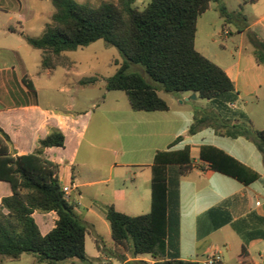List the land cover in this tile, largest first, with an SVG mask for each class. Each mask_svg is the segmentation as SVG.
Listing matches in <instances>:
<instances>
[{
  "label": "trees",
  "instance_id": "1",
  "mask_svg": "<svg viewBox=\"0 0 264 264\" xmlns=\"http://www.w3.org/2000/svg\"><path fill=\"white\" fill-rule=\"evenodd\" d=\"M50 1L55 8L52 23L45 27L41 37L25 38L28 45L46 53L41 61L44 68L61 65L58 59L63 52L102 39L123 58L117 71L105 81L107 91H123L133 111L147 112L168 110L159 89L170 94L195 93L199 99L207 100L211 109L193 110L187 134L209 127L218 136L251 140L264 167V129L252 128L246 114L234 106L237 97L233 83L194 47L198 16L218 0H149L142 10L133 8V0H117L97 7L74 0ZM219 13L222 17L227 15L224 6H219ZM246 36L256 62L264 65V41L253 32ZM130 64L139 65L159 87L128 71ZM21 81L32 90L26 77ZM181 139L176 138L168 149L154 155L148 213L131 216L111 205L105 208L114 243L131 258H151V263L130 260L122 264H199L183 260L179 254L178 183L193 168L188 146L171 150ZM63 145V134L52 130L34 152L15 156L9 137L0 129V182L9 184L11 189V195L0 202V264L22 254H31L37 263L45 264L88 262L86 228L64 196L57 164L42 153L43 148ZM198 158L210 170L244 185L260 179L258 173L216 147L200 146ZM34 211L56 213L55 225L47 234L40 233L32 218ZM225 225H230L242 240L238 255L241 261L247 258L249 241L264 239V217L248 212L234 218L224 206L212 207L197 217L196 239L199 241Z\"/></svg>",
  "mask_w": 264,
  "mask_h": 264
},
{
  "label": "crops",
  "instance_id": "2",
  "mask_svg": "<svg viewBox=\"0 0 264 264\" xmlns=\"http://www.w3.org/2000/svg\"><path fill=\"white\" fill-rule=\"evenodd\" d=\"M248 4L251 9L245 12L244 6ZM219 6H224L227 12L225 17L220 15ZM235 6L240 12L229 9L232 7L230 0L211 2L207 10L197 18L194 47L225 72L236 93L234 106L246 114L253 129L262 130L264 127H256L255 115L249 111L248 106L254 103L260 107L264 102V65L256 62L246 33L253 32L264 41V0H244ZM3 36L16 37V41L23 40L21 37L26 38L11 30H4ZM45 70L46 75L52 74L51 68ZM63 70L68 74L66 68ZM27 76L24 69L0 64V129L9 137L11 151L15 156L34 152L40 140L52 130L63 134L62 147H46L42 153L44 158L57 164L61 187L69 188L65 198L86 228L84 244L89 263L122 264L148 256L131 258L127 251L114 243L105 208L111 205L117 211L131 216H134L130 213L133 210L149 211L154 155L157 151L168 149L178 137L182 139L171 150L188 146L193 165L189 173L179 178L178 183L181 259L183 223L190 227L206 210L224 206L234 218L248 212L264 217V167L261 155L253 144L242 137L232 139L218 136L209 127L193 135L187 134L193 110L211 109V106L201 105L197 94L182 92L172 96L175 104L168 103L166 111H133L123 106L121 110L95 115L75 111L74 98L69 96L71 90L67 85H45L41 90ZM23 77L29 80L33 91L22 83ZM193 94L195 98L191 97ZM206 103L209 104L208 101ZM113 145L121 150L119 156L116 153L118 160L109 159L105 154ZM202 145L223 150L258 173L260 179L244 185L210 170L207 163L192 157V148L195 147L198 152ZM9 195V184L0 182V202ZM32 218L40 233L45 235L54 227L57 215L53 211H34ZM98 227L105 229L114 243L113 249L107 250L101 244ZM261 241L264 239L249 241L247 258L245 261L238 259L237 264H260L251 260L250 250ZM22 255L12 261H19ZM123 258L125 261H122ZM9 260H3L2 264H8ZM31 261L36 262L32 255ZM67 262L74 264L78 261Z\"/></svg>",
  "mask_w": 264,
  "mask_h": 264
},
{
  "label": "rangeland",
  "instance_id": "3",
  "mask_svg": "<svg viewBox=\"0 0 264 264\" xmlns=\"http://www.w3.org/2000/svg\"><path fill=\"white\" fill-rule=\"evenodd\" d=\"M74 1L91 7H97L107 2H117V0ZM243 1L230 0L232 7L229 9L236 13L240 12V9L235 5L239 2L242 4ZM148 2L149 0H133L132 6L137 10H142ZM250 9V4L244 6L245 12ZM54 12L55 8L50 0H0V64L5 63L9 68L17 67L24 69L28 75L27 78L32 79L41 90L45 85H67L71 90L69 96H73L74 98L75 111L89 112L90 114L95 113L96 115L100 112L121 110L123 106L130 110L127 96L123 91H107L105 89L106 79L117 71L123 58L115 47L107 45L102 39L92 42L87 46L63 52L58 59L61 65L51 67L52 74L48 76L46 75L45 68L41 66L42 57L46 54L43 50L35 49L28 45L24 37H21L23 40L16 41V37L6 38L3 36L4 30H11L26 37L39 38L42 36L45 27L52 23ZM63 68L68 70V74L64 73ZM128 71L141 75L146 81L159 87L157 83L153 82L143 72L139 65L130 64ZM158 94L167 103L175 104V99L172 96L176 94L165 93L161 89L158 90ZM40 95L43 97V91L40 92ZM59 95L61 96V94ZM206 101L201 99V105L204 107L210 106ZM248 109L255 115L256 127H264V102L261 103L260 107L255 106L254 103H250ZM215 138L222 140L219 137ZM225 140L230 141L231 139L226 138ZM249 142L253 144L251 140ZM253 146L257 151L254 144ZM120 152V148L117 145H113L110 146V151H107L105 154L109 159L118 160ZM116 153L118 156H116ZM197 156L198 152L193 147L192 157L198 160ZM148 212V210H133L130 213L136 216ZM182 228L181 255L184 260L202 262L215 249H219L222 257L220 264H237L242 240L230 225H225L223 228L212 232L199 241L196 240V222H192L190 227L184 222ZM98 233L102 237L101 244L107 250L113 249L114 243L106 234L105 229L98 227ZM250 255L253 262L264 264V241L252 247ZM142 260L150 262L151 258L145 256ZM8 264L45 263L32 262L30 254H23L19 261H12L10 259ZM60 264L71 263L65 261ZM74 264L91 263L75 262Z\"/></svg>",
  "mask_w": 264,
  "mask_h": 264
},
{
  "label": "built area",
  "instance_id": "4",
  "mask_svg": "<svg viewBox=\"0 0 264 264\" xmlns=\"http://www.w3.org/2000/svg\"><path fill=\"white\" fill-rule=\"evenodd\" d=\"M62 191L64 196H66L69 192V188L67 186L62 187ZM222 261L221 253L218 249H215L212 254L206 257V259L202 262L198 261L199 264H216Z\"/></svg>",
  "mask_w": 264,
  "mask_h": 264
},
{
  "label": "water",
  "instance_id": "5",
  "mask_svg": "<svg viewBox=\"0 0 264 264\" xmlns=\"http://www.w3.org/2000/svg\"><path fill=\"white\" fill-rule=\"evenodd\" d=\"M191 97H192V98H195V95L193 94Z\"/></svg>",
  "mask_w": 264,
  "mask_h": 264
}]
</instances>
